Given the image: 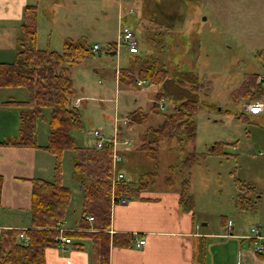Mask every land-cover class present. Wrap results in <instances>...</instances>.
<instances>
[{"label": "rangeland", "instance_id": "374dc122", "mask_svg": "<svg viewBox=\"0 0 264 264\" xmlns=\"http://www.w3.org/2000/svg\"><path fill=\"white\" fill-rule=\"evenodd\" d=\"M263 1L37 0L35 3L39 49L60 52L65 39L79 37L86 40L90 49L93 44L99 47L69 70L75 91L72 103L77 106L81 121L80 130L71 133L76 142L93 146L90 132L94 129L105 138L115 135L116 155L120 159L111 161V173H122L121 183L134 186L149 182L155 189L167 183L170 188L179 189L182 176L186 175L195 215L207 222L206 229L211 231L220 232L226 220L246 227L255 224L256 217H263L264 224V84L258 100L263 103V110L257 115L244 111V105L253 100L236 92L246 75L257 74L256 82L264 76ZM123 26L134 32L136 54H129L125 46L115 45L118 30ZM144 58L159 60L167 75L180 67L195 71L200 81L208 82L206 88L197 92L199 107L194 115L193 140L179 148L174 140H160L154 162L139 151L140 138L146 127L161 122V113L170 112L172 103L168 99L157 100L155 108L149 111L159 85L146 80L138 84L140 79H136L134 86H126L118 80L121 68L131 66L135 72ZM15 89V95L20 91L26 99L25 88ZM134 109L135 115L147 113L144 122L131 121L129 112ZM49 111L44 108L36 122L38 142L46 140ZM215 142L224 143L222 151L226 155L205 154L181 173L179 161L188 152L193 150L202 155ZM125 148L127 152L122 157L120 149ZM126 155L131 167L120 162ZM70 158L71 152L63 151L60 168L61 182L70 192L64 221L71 225L78 221L82 208L81 191L72 177ZM113 195L116 199L130 198L127 192ZM247 206L254 208L240 209Z\"/></svg>", "mask_w": 264, "mask_h": 264}, {"label": "trees", "instance_id": "16d2710c", "mask_svg": "<svg viewBox=\"0 0 264 264\" xmlns=\"http://www.w3.org/2000/svg\"><path fill=\"white\" fill-rule=\"evenodd\" d=\"M35 8V4L23 7L13 57L9 62H0V88L23 87L27 92L26 99L4 102L17 109V134L2 140L0 145L44 149L54 159L52 176L50 180L32 181L29 227L23 231L26 242L17 239L20 231L0 229V264H45L44 250L56 246L57 229L64 220L70 198L69 189L61 182L60 159L65 150L71 152L72 177L80 187L82 209L77 224L79 230L62 234L68 238L89 239L90 264H107L109 245L126 247L131 240L130 234L108 233L111 198L114 201L116 198L113 194L120 192L134 196L138 187L124 182L112 185L110 143L95 148L78 144L72 136V132L80 130L81 121L79 110L72 103L75 91L69 70L93 53L83 37L65 39L60 52L36 48ZM161 64L157 59L144 58L135 72H132L131 66H127L121 68L118 74L122 85L134 86L136 79L159 85L149 111L155 108L157 100L168 99L172 103L170 112L161 113V122L154 127H146L140 138L139 151L153 162L160 140H174L177 148L193 140L194 115L199 107L197 92L208 85L207 81L199 80L195 71L180 67L173 68L167 75ZM256 78L257 74L246 75L236 92L242 98L249 96L250 100H260L264 76L258 82ZM44 108L50 109L46 142L39 146L36 142V122L42 117ZM136 112L135 109L129 112L133 117L131 121L144 122L147 113L135 115ZM223 144L215 142L202 155L193 150L188 152L179 161L181 173L195 164L200 156L226 155L222 151ZM187 190L188 178L183 174L179 200H184ZM84 216H91L92 220L86 221Z\"/></svg>", "mask_w": 264, "mask_h": 264}, {"label": "crops", "instance_id": "0c3cea01", "mask_svg": "<svg viewBox=\"0 0 264 264\" xmlns=\"http://www.w3.org/2000/svg\"><path fill=\"white\" fill-rule=\"evenodd\" d=\"M35 3L0 0V62L11 61L23 7ZM37 41L36 18V48ZM14 90V87L0 88V142L17 134V109L4 104L9 100L24 99V93L19 91L15 95ZM36 142L42 146L46 140L38 142L36 139ZM126 150L120 149L122 157ZM122 157L121 164L131 167L128 155L125 159ZM53 161V156L40 147L0 145V229L23 233L29 227L32 181L51 179ZM134 187H138L136 195H130L124 203L110 205L108 233L130 234L131 240L126 247L110 244L107 264H264V248L260 253L255 252L253 238L249 234V228L257 226L264 237L263 217H256L254 221L257 222L246 227L226 220L220 232L211 231L206 229L207 222L196 217L188 190L181 201L180 187L172 189L167 183L160 189L152 188L149 182H139ZM77 189L80 191L79 185ZM227 221H230L229 227L226 226ZM77 224L78 221L70 225L63 220L60 227L64 232L78 231ZM69 239V244L44 250L45 264H90V240ZM139 239L143 244L137 246Z\"/></svg>", "mask_w": 264, "mask_h": 264}, {"label": "built area", "instance_id": "2783aa9c", "mask_svg": "<svg viewBox=\"0 0 264 264\" xmlns=\"http://www.w3.org/2000/svg\"><path fill=\"white\" fill-rule=\"evenodd\" d=\"M115 45H122L127 48L128 53H135L137 51V39L134 35V32L126 27L123 26L118 30V37L115 41ZM99 47L96 44H93L91 46L92 51H98ZM259 79V78H258ZM142 81L139 80L137 83L140 84ZM161 106V105H160ZM263 110V103L259 101H252L249 103H246L244 105V111L250 113V114H258L261 113ZM92 138L94 139V147L95 148H101L105 143H110V150H111V161L114 163L115 161H119L120 155H116V141H115V135L113 137H108L105 138L103 137L102 133L94 129L90 132ZM125 145H129L128 141H123ZM123 180V174L122 173H116L112 174L111 178V183L114 185V183L120 182ZM129 200V198H126V196H122L118 199H113L111 198V204L112 203H124L125 201ZM84 219L86 221H91L92 217L91 216H84ZM226 226H230V221H227ZM58 236L56 237V245H64V244H69L71 240L68 237L63 236L64 229H62L60 226L58 227ZM249 234L250 238H253V250L257 253L262 252L264 248L263 244V236L260 234L259 228L257 226H252L249 228ZM17 239L22 242H26V236L24 233H18ZM143 244V240L139 239L136 243L137 246Z\"/></svg>", "mask_w": 264, "mask_h": 264}]
</instances>
